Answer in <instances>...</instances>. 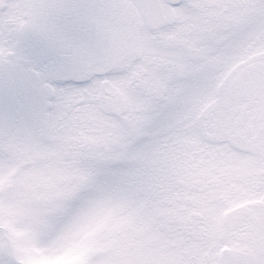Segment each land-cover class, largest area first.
Here are the masks:
<instances>
[{
  "label": "snow or ice",
  "instance_id": "snow-or-ice-1",
  "mask_svg": "<svg viewBox=\"0 0 264 264\" xmlns=\"http://www.w3.org/2000/svg\"><path fill=\"white\" fill-rule=\"evenodd\" d=\"M0 264H264V0H0Z\"/></svg>",
  "mask_w": 264,
  "mask_h": 264
}]
</instances>
